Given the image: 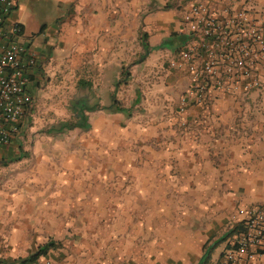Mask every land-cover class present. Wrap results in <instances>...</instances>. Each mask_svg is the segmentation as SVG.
Returning a JSON list of instances; mask_svg holds the SVG:
<instances>
[{"label": "rangeland", "instance_id": "374dc122", "mask_svg": "<svg viewBox=\"0 0 264 264\" xmlns=\"http://www.w3.org/2000/svg\"><path fill=\"white\" fill-rule=\"evenodd\" d=\"M170 6L180 10L181 0H166ZM177 53L143 71L128 66L109 92L91 84L100 77L82 76L90 83L83 86L78 76H51L16 154L0 157V264H19L50 241L54 248L26 264H195L204 243L238 223L242 207H264L245 200L264 197V177L247 173L243 187L238 172L194 171L184 152L176 159L168 148L171 129L182 137L196 127L194 114L264 116V61L257 87L213 90L181 112L191 76L184 62L171 65ZM114 91L130 116L100 109ZM81 106L89 128L58 131L78 121Z\"/></svg>", "mask_w": 264, "mask_h": 264}, {"label": "crops", "instance_id": "0c3cea01", "mask_svg": "<svg viewBox=\"0 0 264 264\" xmlns=\"http://www.w3.org/2000/svg\"><path fill=\"white\" fill-rule=\"evenodd\" d=\"M165 1L18 0L6 25L18 23L21 33L14 40L35 53L36 64L28 70V92L38 99L44 85L52 81L51 76L70 75L78 76V83L79 80L88 83L82 76L100 77L90 81L91 84L101 85L109 92L123 67H137L143 71L152 60L171 55L172 48L162 45L173 33H180L182 10L172 6L164 8ZM252 3L264 8V0ZM260 10L264 13V9ZM140 33L146 34L147 54ZM33 115L34 108L19 136L0 151V157L16 154L18 141ZM190 119L196 127L184 131L182 137L177 128L170 130L168 148L176 159L184 152L187 165L194 171L238 172V184L243 187H246L243 184L247 173H255L254 179L263 181L264 116L240 115L230 119L194 114ZM248 199L262 201L264 197L251 192L245 198ZM224 248V242L218 244L207 264H217ZM201 255L202 247L195 264ZM250 264H264V253Z\"/></svg>", "mask_w": 264, "mask_h": 264}, {"label": "built area", "instance_id": "2783aa9c", "mask_svg": "<svg viewBox=\"0 0 264 264\" xmlns=\"http://www.w3.org/2000/svg\"><path fill=\"white\" fill-rule=\"evenodd\" d=\"M248 1L181 0L180 33L188 38L170 62H184L191 76L187 95L178 105L181 112L190 102L204 104L213 90L247 92L259 85L264 20L247 6ZM17 4L18 0H0V151L19 136L35 105L27 90L35 53L14 40L21 33L18 23L6 25ZM239 216V228L224 241L217 264H250L264 253V207H242Z\"/></svg>", "mask_w": 264, "mask_h": 264}, {"label": "trees", "instance_id": "16d2710c", "mask_svg": "<svg viewBox=\"0 0 264 264\" xmlns=\"http://www.w3.org/2000/svg\"><path fill=\"white\" fill-rule=\"evenodd\" d=\"M141 35V42H142V46L145 50V54L148 53L149 51V45L148 43L145 41V37L146 34L145 33H140ZM188 36L184 35L183 33H173L170 37L166 38L163 41V45L162 46H168L170 48H172L173 51H178L180 49V47L182 45H184L185 41L187 40ZM126 68H122L121 74L125 73L126 74ZM79 84L85 86L86 83L85 81H81L79 80ZM139 99L138 97L133 101L134 104L138 103ZM97 107V105L88 107V110H94ZM87 109V107H79V111H78V121L74 122V123H61L58 127V131L60 130H67V129H72L75 127H79V128H83V129H88L89 128V123L87 122V116L84 113V110ZM100 109L106 110L107 112H120L126 116H130V110L128 108H126L125 106H123L117 99L115 96V91L112 93L111 95V103L107 106H101ZM239 228V225H235L229 232H227L225 235H223L222 237H220L217 240H214L212 242H206L203 244L202 246V255L198 261L197 264H207L209 259H210V255L212 253V251L214 250V248L220 244L221 242L225 241L227 239V237L229 235H231L232 233L235 232V230H237ZM55 247V243L53 241H50L42 246H40L37 250V252L33 253L32 255H30L29 257H27L26 259H24L23 261H21L19 264H26L28 262H34L36 261L40 256L45 255L50 249ZM264 252V251H263Z\"/></svg>", "mask_w": 264, "mask_h": 264}]
</instances>
